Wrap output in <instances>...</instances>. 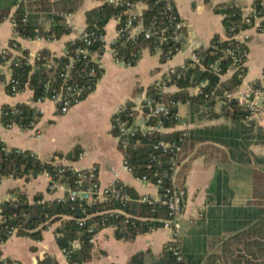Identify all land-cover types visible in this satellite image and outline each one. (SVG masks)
Listing matches in <instances>:
<instances>
[{"label":"trees","instance_id":"trees-1","mask_svg":"<svg viewBox=\"0 0 264 264\" xmlns=\"http://www.w3.org/2000/svg\"><path fill=\"white\" fill-rule=\"evenodd\" d=\"M85 1L0 0V24L12 18L15 23L14 30L22 39L58 40L71 32L65 23L66 17L78 12ZM101 1L104 4L100 8L87 14L88 32L105 34V27L111 20L119 19L118 28H120L130 17L129 7L125 3ZM126 2L132 4L142 2L146 5V9L143 12V30L139 35L136 38L124 35L113 46L123 61L135 67L144 49L147 48L155 54L156 49L160 47V62L165 64L182 51L184 45L172 40L160 43L157 37L145 38L146 31H158L169 24L171 12L167 9L168 0H126ZM253 8L264 16L262 0H255ZM28 12L29 19L26 20L25 16ZM216 13L224 17L223 25L227 39L222 40L218 35L214 36L208 49L194 50L200 58V64L195 65L192 60H186L185 66L175 68L176 74L171 78L178 87L177 92H164L157 84L146 89V96L154 101L188 104L193 123L197 120L217 122L223 119L222 123L187 131L186 140V145L188 142L211 143L225 149L223 166L216 168L214 178L206 191L205 208L182 240L178 243H166L162 253L149 259L146 253H138L128 264H264V171L262 169L264 159L249 151L254 143H264V136L262 131L255 127V123L249 121L252 114L237 100L223 101L221 112L216 113L214 109L217 101L212 96L214 91L222 95L224 92L237 90L241 85L243 78H239L238 73L233 75L230 84H220V81L233 62V57L227 54V50H232L236 57L247 60V56L243 57V54L248 55V47L233 37L241 29L249 28V25L243 23V12L235 4H224L216 9ZM39 16L50 23L49 29L35 24ZM135 23L138 25L139 20ZM259 31L264 32V18ZM13 45L20 48L16 40L10 42V46ZM84 46L81 40L70 43L67 47L70 51L69 55L60 58L52 57L48 51H42L44 57L52 59L54 64L51 68L47 67V60H41L36 62L38 65L36 69V65L27 59L28 52H23L22 56L15 58L11 65L14 77L21 83L20 89L24 91L29 88L33 91V99L37 100L45 94L47 84L60 87L63 82L61 74L68 70L71 57L76 56V49ZM91 50L101 54L104 52V45L97 42ZM218 60H221L219 64L221 74L214 70ZM1 62L5 63L2 57ZM93 69L96 72L94 75L91 74ZM103 73L104 69L93 58L84 60L81 57L75 60L73 68L70 69V79L71 82L84 88L82 101L96 89ZM203 82H207V85L201 88V93L190 96L189 89ZM9 89L8 86V93ZM128 107L131 108L130 105ZM128 113L122 114V119L132 124L134 117H130ZM177 115L176 106L171 109L167 117H148L147 125L156 127L161 124L167 130L179 124L180 119ZM41 117L42 114L36 108L19 104L13 107L4 106L1 122L3 125L16 124L22 129H33ZM112 133L116 137L119 136L117 128L112 129ZM182 134L183 132L167 134L152 131L142 136L141 132H138L134 137H130L128 142L120 141L119 149L133 168L136 178L147 176L152 184H156L157 179L163 174L172 173L170 156L163 155L156 146L162 140H178ZM4 147H6L4 144L0 145V182L4 178L29 180L45 172L57 176L59 168L66 167V174L60 182L70 188L76 187L78 173L72 167L56 166L53 164L55 159L43 161L37 156H32L30 151L17 153L13 149L7 152ZM82 153V148L77 146L67 158L76 162ZM58 157H62V154ZM237 175L249 176L252 183L251 199L239 206L234 203L236 192L233 180ZM94 181L99 184V180ZM171 184L169 179L163 180L159 187L161 200L156 203L141 201L142 196L134 188L121 183L117 188L130 197L123 203L111 192L106 194V200L95 203L81 199L72 202L68 196L64 200L45 201L42 194H37L30 200L26 194L19 192L15 200L0 204V245L7 243L13 236L42 241L44 232L56 226V243L60 250L67 252L68 263L87 264L92 261L95 248L91 243L93 233L89 232L93 224H97L95 229L97 232L112 226L115 230V238L124 241H133L138 236L163 229L165 221L169 219L164 195ZM82 219L85 222L80 225L79 221ZM176 248L182 252L184 262H178L174 256L173 249ZM32 250L36 249L32 247ZM37 264L59 263L50 257H44Z\"/></svg>","mask_w":264,"mask_h":264},{"label":"crops","instance_id":"crops-1","mask_svg":"<svg viewBox=\"0 0 264 264\" xmlns=\"http://www.w3.org/2000/svg\"><path fill=\"white\" fill-rule=\"evenodd\" d=\"M111 1V0H109ZM115 3L121 0H112ZM176 8L180 18L186 24L185 35L187 45L183 51L175 55L165 64L160 62V53L152 54L144 49L142 57L135 67H126L116 63L112 52V45L118 36L119 20L113 19L105 27L106 44L104 52L97 54L95 60L104 69L96 89L80 104L71 108L67 114H61L58 106L53 102L33 105L43 110L40 121L33 129H22L14 126L4 128L1 122L2 108L4 106H17L19 104H32L34 94L26 88L20 94L11 96L8 93L11 70L9 65L1 62L2 51L16 40L22 52L34 56L38 52L48 51L52 57L60 58L65 54L68 45L76 40L87 27V14L100 8L104 2L101 0H86L80 10L66 17L65 23L71 29L70 34L58 40L22 39L16 35L15 23L8 18L0 24V138L8 149H21L34 153L43 161L55 159L56 166H69L77 171L87 170L91 167L98 169V180L101 191L104 192L116 182L134 188L140 196L160 197L158 187L145 183L127 172L123 167L124 154L119 149L120 140L112 133V121L116 110L122 105L138 108L147 98L146 89L159 84L170 69L181 67L189 58L194 49L206 50L211 46L214 36L222 40L227 39L223 25V15L217 14L216 9L227 0H170ZM255 0H236L234 2L243 12L250 14ZM146 9V5L139 2L128 11L136 15ZM28 19L30 13H27ZM262 20H257L249 28L239 32L237 41L248 47L245 63L246 73L241 85L232 91L239 97L251 88L264 87V32L259 31ZM35 24L49 29L50 23L42 16L37 17ZM142 27H136L133 35L137 36ZM193 45V46H192ZM3 59V57H2ZM234 73L228 71L221 77L220 84H230ZM178 91L176 86L170 87L168 93ZM190 96H197L196 88L189 89ZM241 104V103H240ZM181 105V104H180ZM178 116L179 124L176 127L165 129L163 132L190 131L194 128L211 126L222 123L220 121L191 122L189 105L187 116ZM242 105V104H241ZM222 105L215 106V112H221ZM134 121L140 128L147 126V117L142 111L134 114ZM249 121L262 131L264 136V108L259 114L253 115ZM40 136V138H38ZM257 139H255L256 141ZM77 146L83 153L76 162L69 160L67 155ZM178 169L175 173V182L186 190L185 207L182 218L186 222L185 228L180 232L184 237L192 227L193 222L200 218L205 208L207 188L214 178L216 168L223 166L225 149L211 143L185 145ZM212 155L207 158V151ZM249 151L264 159V143H254ZM62 154V157H58ZM255 168L259 169L254 165ZM264 171V164L262 166ZM182 175V177H180ZM180 177V179H179ZM182 178V179H181ZM235 188L236 205L245 204L252 196V183L249 176L238 177L233 180ZM22 192L30 200L37 194H42L45 201L64 200L68 196L66 188L58 186L50 188V179L45 174L29 180L4 178L0 182V204L15 200L17 193ZM181 227V226H180ZM56 226L50 227L43 234L42 241H33L25 237L13 236L3 244V256L17 260L20 264H37L40 259L50 257L59 264H69L63 251L59 249L55 237ZM182 237V238H183ZM182 240V239H181ZM171 241V233L160 229L147 235L138 236L133 241L117 240L115 230L106 227L100 231L93 252V259L87 264H128L132 257L138 253H146L147 259L158 256L166 243ZM32 247L36 250L33 251Z\"/></svg>","mask_w":264,"mask_h":264},{"label":"built area","instance_id":"built-area-1","mask_svg":"<svg viewBox=\"0 0 264 264\" xmlns=\"http://www.w3.org/2000/svg\"><path fill=\"white\" fill-rule=\"evenodd\" d=\"M168 5L167 9L171 12V17L168 20V25H166L165 28H162L161 30H148L145 32V38L146 39H152L154 37H157L158 41L160 43L167 42L168 40H172L173 42L183 44L184 48L187 45V37L185 35V30H186V24L184 20L180 18L178 15L176 8L173 4H171V1L168 0ZM236 0H227L228 4H234ZM111 3H115L114 1H110ZM120 3H125L126 6L129 7L128 11L134 7L135 4H132L130 2H126V0H121L119 2H116L115 4H120ZM121 4V5H123ZM262 4H264V0H262ZM143 12H139L136 15L130 14V17L126 21V23L118 28V36L116 40L114 41L112 45V52L114 55V59L116 63L122 64L126 67H131L129 66L125 61H123L122 58L119 57L118 52L115 50L113 47L116 43L117 40L124 35L129 36L130 38H136V36L133 35V32L136 27H142L143 30ZM173 12V13H172ZM244 21L243 23L247 25H252L254 24L257 20H263L264 16L259 14L254 8L251 10L250 14L248 15H243ZM28 15L26 14L25 19L27 20ZM119 20V19H117ZM136 20H139V24L136 25ZM120 22V21H119ZM240 28V27H239ZM170 31V32H169ZM242 31V29L240 30ZM239 31V32H240ZM238 33L234 34V39L237 40ZM16 35L19 37V34L16 33ZM106 34L104 33H96V32H88L85 30L80 34V36L74 40L71 43H75L77 40H81L84 42L85 46L84 47H79L76 49L75 54L76 56L71 57V63L68 66V70L61 74V78H63L62 85L58 88L51 86L50 84L46 85V90L45 94L43 97L34 100L32 104H28L32 107L33 105H41L45 102H53L55 103L61 114H67L69 110L78 104L82 102L81 97L84 92V88H82L79 84L71 82V75H70V69L73 68V64L76 59L83 58L84 60H92L95 59L96 55L98 52H93L91 50V47L96 44L97 42H101L104 45L106 44ZM41 38H37L34 40H40ZM31 40V39H29ZM193 46V45H192ZM182 49V51L184 50ZM192 52L190 53V56L187 60H192L195 65L200 64V58L199 56L194 52V46L192 47ZM157 53H161V48L158 47L156 49ZM2 57L5 59V62L9 65L10 70H11V78L9 80V94L11 96H16L22 92L20 89V81L14 77L13 71H12V63L15 58L22 56L23 52L22 50L17 46H9L6 47L2 52ZM70 53L69 49L67 48L65 50V54L63 56H68ZM227 54L233 57V62L231 63L229 70L232 71L234 74L238 73L239 78H244L245 76V63L246 61L241 57H236L234 52L232 50H227ZM247 56V53L243 54V57ZM27 59L29 62H31L33 65H36V62H39L41 60H47V67L51 68L53 66V62L51 58H46L43 56V52H38L34 56L28 55ZM221 60H218L216 64L214 65V70L216 73L221 74V69L219 67ZM186 63V62H185ZM185 63L183 66H185ZM38 68V65H36V69ZM95 70L93 69L91 71V74H95ZM176 74L175 68L170 69V71L166 74V79H162V81L159 83L161 86L162 90L164 92H167L170 87L174 86L175 83L172 81L171 76ZM207 85V82L201 83L199 86H197V91L198 94L201 93V88L205 87ZM212 96L215 98L217 102L223 103V101L227 100H237L239 103L244 106L246 110H248L252 116L257 115L260 113V111L264 108V87H256V88H251L248 92L243 93L239 97L234 96V93L232 92H224L222 95L217 94L215 91L212 93ZM180 103H175V102H161V101H154L151 98H146L144 102L137 108H129L128 105H122L120 106L113 117L112 121V128L115 129L117 128L119 130V136L117 137L120 141L124 140L125 143L128 142L130 137H134L138 132H141L142 136H145L147 133H150L152 131H161L163 132L165 129L162 127L161 124L158 126H150L147 125L145 128H140L137 123H132L129 124L128 120L122 119V114L129 112L128 115L130 117H134V114L138 111H142L147 119L148 117H167L169 116L171 109L175 108L176 106L178 107ZM36 110L42 114L43 110L38 109L37 107ZM147 110L148 112H146ZM14 111H18L17 109H14ZM177 117H179L177 115ZM14 126H17L16 124H7L4 125V128L10 129ZM19 127V126H18ZM163 130V131H162ZM40 138V136H38ZM188 138V133L187 131H184L182 136L178 140H173V141H160L158 145L156 146V149H159L163 155H169L170 156V169H171V174L169 175L168 173L163 174L160 178L157 179L156 187H159L162 185L163 180L169 179L171 181V186L167 189L166 194L164 195L165 201L164 204L168 208V215L169 219L165 221L163 229L170 231L171 233V241L174 243L179 242V237H180V220L183 215L184 207H185V197H186V192L183 189V187H180L175 182V173L176 170L178 169L179 163H180V158L184 152L185 145H186V140ZM3 142L0 138V145H2ZM126 147V145H124ZM124 147V148H125ZM4 150L7 152H11L13 149H8L7 147H4ZM16 150L17 153L24 152L26 150H21V149H14ZM32 156H36L34 153H31ZM123 167L124 169L133 174V168L129 164L128 160L124 159L123 162ZM66 167H61L59 168L57 172V176L52 175L48 172H45V174L49 179H50V188L54 189L58 186H61L63 188H66L68 191V197L72 202H75L76 200H84L89 203H95L97 201H104L106 200V194L107 193H112L116 199L120 200L122 203L129 200L130 197L121 192V189L117 188V185L119 184L116 182L113 187L110 189L102 192L100 185L96 183L94 180H98V169L95 167H91L85 172L82 171H77L74 170L75 172L78 173L77 175V182H76V187L75 188H70L67 187L65 184H62L60 182L61 179L64 178V175L66 174ZM84 171V170H83ZM134 175V174H133ZM59 178V179H58ZM140 181L152 184L150 180L148 179L147 176H144L142 178H138ZM88 182L89 184H86ZM141 201L143 202H149V203H156L161 200V197L158 199H155L150 196H142ZM85 220H80L79 223L80 225H83ZM97 224H93L91 228L89 229L90 233H93V237L91 239V243L96 245V240L97 237L99 236V232L95 231ZM3 244L0 245V251L2 248ZM64 255L66 258L68 257L67 252L63 251ZM174 256L176 257L178 262H184V256L182 252L179 250V248L173 249ZM0 262L1 264H20L19 261L17 260H12L9 259L0 253Z\"/></svg>","mask_w":264,"mask_h":264},{"label":"rangeland","instance_id":"rangeland-1","mask_svg":"<svg viewBox=\"0 0 264 264\" xmlns=\"http://www.w3.org/2000/svg\"><path fill=\"white\" fill-rule=\"evenodd\" d=\"M174 86H176V84L174 85ZM177 87V86H176ZM178 88V87H177ZM192 88H196L197 89V86L196 87H192ZM191 89V88H190ZM217 104H221L222 105V103H220V102H217ZM179 115H181V117H186L187 116V106L185 105V104H181L180 105V107H179ZM205 151H207V153H205L206 155H207V158H210L211 157V155H212V152L211 151H208V150H206L205 149ZM183 154H184V152H183ZM182 154V155H183ZM182 157V156H181ZM180 160H181V158H180ZM180 177H182V175L180 176ZM180 177H179V179H180ZM182 179V178H181ZM179 185V184H178ZM155 186V185H154ZM180 187H182L181 185H180ZM185 190V189H184ZM185 192H186V190H185ZM151 197V196H150ZM185 205V204H184ZM187 224H186V222L183 220L182 222H180V232L185 228V226H186ZM182 234L180 233V237H179V240H181L182 239Z\"/></svg>","mask_w":264,"mask_h":264}]
</instances>
